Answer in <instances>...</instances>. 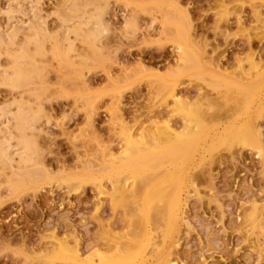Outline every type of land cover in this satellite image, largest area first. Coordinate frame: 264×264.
<instances>
[{
  "label": "rangeland",
  "instance_id": "1",
  "mask_svg": "<svg viewBox=\"0 0 264 264\" xmlns=\"http://www.w3.org/2000/svg\"><path fill=\"white\" fill-rule=\"evenodd\" d=\"M16 1L24 0L10 4ZM31 1L30 10L56 30L72 0ZM79 1L88 13L106 8L110 29L93 48L70 34L74 69L45 62L35 136L45 178L18 195L1 187L0 264H63L54 255L61 243L86 256L111 236L101 230L122 233L128 218L87 181V162L122 151L127 132H181L186 123L176 98L211 116L206 123L214 129L185 161L182 219L166 253L177 264H264V0ZM122 11L135 19L134 32L122 31ZM184 51L193 55L189 65ZM10 98L0 86V104ZM227 124L248 126L254 143L233 140Z\"/></svg>",
  "mask_w": 264,
  "mask_h": 264
},
{
  "label": "bare ground",
  "instance_id": "2",
  "mask_svg": "<svg viewBox=\"0 0 264 264\" xmlns=\"http://www.w3.org/2000/svg\"><path fill=\"white\" fill-rule=\"evenodd\" d=\"M10 1L6 0L5 7L0 8V14L5 19V25H0V86L11 97V100L0 104V188L5 189L8 195H18L28 188L37 189L45 178L40 177L41 149L35 139L41 131L38 123L44 113L42 105H37L43 92L39 91L45 87V62L50 57L74 69L70 34L75 38L82 37L83 42L93 48L110 29V24L104 19L106 8L96 7L94 12L88 13V3L72 0L67 10L59 13L58 28L50 30L45 19L37 18V13L30 10L33 7L31 0H24L23 3L16 1L15 7ZM33 2L37 4L39 0ZM90 4L95 5L96 2ZM122 12V31L134 32L137 28L135 19ZM17 15H26L27 20L23 21ZM182 54L185 65L192 61L191 53L184 51ZM85 61L86 58H81V62ZM83 97L87 98L85 95ZM186 104L175 99L176 112H181L185 117L186 124L181 132L167 131L158 137L140 138L127 132L123 137L122 151L115 154L107 150L101 152L97 159L88 160L87 181L93 183L99 195L108 194L113 206L122 207L128 216L123 217L128 218V225L122 226L126 227V231L115 232L114 235L113 228L110 232L109 227H105V230L103 225L100 226L103 229L99 232L102 237L106 238L107 231L111 236L105 239L106 242H93L86 256H81L75 246L67 248L66 244L61 243L54 255L63 264H177V260L171 258L165 248L182 219L180 210L185 161L192 155L197 142L202 138L206 140L209 131L214 129L206 123L211 116L206 117L202 112L198 113L199 108ZM233 127L228 125L223 130L233 131V140L254 143L248 126ZM167 128L170 129L169 126ZM66 178L67 181L74 179L70 175ZM106 182L110 183L111 190L106 189ZM2 188L0 202L4 196L1 194Z\"/></svg>",
  "mask_w": 264,
  "mask_h": 264
}]
</instances>
